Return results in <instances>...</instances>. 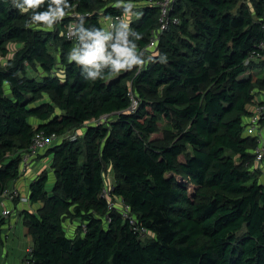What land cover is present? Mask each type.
I'll use <instances>...</instances> for the list:
<instances>
[{
    "label": "trees",
    "instance_id": "trees-1",
    "mask_svg": "<svg viewBox=\"0 0 264 264\" xmlns=\"http://www.w3.org/2000/svg\"><path fill=\"white\" fill-rule=\"evenodd\" d=\"M163 1L134 0L140 15L130 26L142 39H129L145 64L89 82L66 59L77 41L67 31L81 20L105 27L103 18L122 15L116 0H68L52 28L26 27L28 14L0 0V58L18 45L0 65V196L21 177V155L37 133L85 130L47 151L54 183L44 172L30 186V202L43 207L20 214L33 238L27 264H264V183L249 170L258 143L244 135L254 90L264 89V0H176L149 49ZM51 48L62 76L52 75ZM37 65L46 75L34 76ZM44 94L48 102H40ZM110 166L112 194L150 236L109 211ZM66 212L80 223L75 238L65 231Z\"/></svg>",
    "mask_w": 264,
    "mask_h": 264
},
{
    "label": "clouds",
    "instance_id": "clouds-1",
    "mask_svg": "<svg viewBox=\"0 0 264 264\" xmlns=\"http://www.w3.org/2000/svg\"><path fill=\"white\" fill-rule=\"evenodd\" d=\"M12 6L21 13H27L26 27L52 28L66 15L68 0H11ZM46 3L43 10H38ZM116 6L123 8L119 23H109L107 27L85 28L84 21L69 25V38L77 37L75 46L68 52L66 59L80 68L85 81L95 82L116 76L123 71L145 64L143 52H138V45L129 39H142V34L133 29L131 18L139 16L134 11V0H116ZM111 29V30H110ZM114 30V31H113ZM160 63H167L166 55H160Z\"/></svg>",
    "mask_w": 264,
    "mask_h": 264
},
{
    "label": "built area",
    "instance_id": "built-area-1",
    "mask_svg": "<svg viewBox=\"0 0 264 264\" xmlns=\"http://www.w3.org/2000/svg\"><path fill=\"white\" fill-rule=\"evenodd\" d=\"M176 0H165L161 3H158L157 5L161 8V31L158 32L155 37L152 39L149 49H154L158 42V37L161 34L162 30H165L168 28L170 20H169V14L172 10V7ZM121 16H116L111 19L103 18L104 26L107 27L109 23H119V18ZM174 23H177L178 20L175 19L173 21ZM74 24V23H71ZM111 30V29H110ZM114 31V30H113ZM69 32V28L67 31V37ZM77 38L75 35H73L72 38L69 39H75ZM264 47V46H263ZM131 106L128 109L129 113H135L139 108V100L136 98L134 94L131 93ZM110 117H104L102 118V122H108ZM244 135L245 137H250L256 139L258 146L257 149L254 151V155L256 157V163L259 164V169L264 174V106H262L259 103H253L249 107V116H247L244 119ZM81 136L80 132H74L71 134H68L66 136L58 137L56 135H50L46 136L44 133H37L33 139V143L30 146V148L22 153V165H21V174L22 169H25L29 165L32 164V162L35 161L36 158L42 153L45 152L46 149H50L54 145H58L62 143L63 140H72L76 141ZM257 169V167H255ZM106 181V180H105ZM113 193V186L110 188L107 185V182H105V188L103 191V197L107 199L109 211H118L120 215L128 220L132 226H135L136 229H138L142 237L149 236L150 233L147 232L145 229H139L136 224V218L132 215L130 206L126 205L122 198L115 196ZM16 201L17 204H16ZM29 205L31 204L30 198L28 196L22 195L18 189H15L13 187L5 188L2 195L0 196V219H10L14 215V208L11 207V205ZM15 207V206H14ZM112 220L109 217L108 222L110 223ZM32 253V247L27 249L26 252V258H31Z\"/></svg>",
    "mask_w": 264,
    "mask_h": 264
},
{
    "label": "crops",
    "instance_id": "crops-1",
    "mask_svg": "<svg viewBox=\"0 0 264 264\" xmlns=\"http://www.w3.org/2000/svg\"><path fill=\"white\" fill-rule=\"evenodd\" d=\"M36 124H38V121ZM47 162L48 164L50 163V168L46 166ZM44 172L49 174L51 178L50 183L53 184L55 176L51 167L50 157L32 162L29 173L27 172L23 177L14 182L11 187L18 189L22 195L30 198V186L32 182ZM11 207L15 209L13 210L14 215L7 220V223L0 231V247L3 248V252L0 251V264H26L25 256L27 248L31 243L32 236L30 235L29 229L24 226V221L20 214L23 210L36 212L38 209L42 208L43 205L42 203H31L29 205L15 204L11 205ZM19 260H21L20 263Z\"/></svg>",
    "mask_w": 264,
    "mask_h": 264
},
{
    "label": "rangeland",
    "instance_id": "rangeland-1",
    "mask_svg": "<svg viewBox=\"0 0 264 264\" xmlns=\"http://www.w3.org/2000/svg\"><path fill=\"white\" fill-rule=\"evenodd\" d=\"M241 1H243V0H241ZM244 2H248V0H244ZM248 3H250V2H248ZM250 5H251V3H250ZM135 11V10H134ZM134 17H136V16H134ZM74 24H76V23H74ZM17 48H18V45L17 44H14V43H12V44H10L9 45V50H10V52H9V54L6 56V57H4V58H0V65H4V64H6V62H7V60L8 59H10V58H12V57H14V54H15V52H16V50H17ZM50 51H51V53H53L54 54V56H55V58H56V61H57V66L55 67V69L52 71L53 73H52V75H60V76H62L61 74V67H62V65H61V58H60V54L58 53V52H56L54 49H50ZM30 71L34 74V76H37V77H41V76H43V75H46V72L43 70V68L41 67V66H39V65H37L36 67H31L30 68ZM49 101V97H48V95L47 94H44L43 95V97H42V99L40 100V102H48ZM254 103H259V104H261L262 106H264V89H259V88H257V89H255L254 90ZM37 119H35V118H32L31 119V123L32 124H34V125H36V123H37ZM78 132H80V134L81 135H83L84 133H85V130H83V129H79V131ZM49 150V148L48 149H46L45 150V152H42L39 156H38V158H36L35 160H42V159H44L45 157H47V151ZM42 165V164H41ZM49 165H50V163L48 164V162H47V165L46 166H48V168H50L49 167ZM30 166L31 165H29L28 167H26L25 169H22V174H21V177H23L27 172L29 173V171H30ZM43 166V165H42ZM41 166V167H42ZM255 167H257V169L260 171V172H262L260 169H259V164H257L256 163V161H255V163L253 162V166L249 169V170H252V169H254ZM20 177V178H21ZM19 178V179H20ZM260 179H261V181L264 183V174L262 173V176L260 177ZM105 180H106V182H107V185L111 188L115 183H116V174H115V171H114V169H113V167L111 166L110 168H108V169H106V172H105ZM36 209V208H35ZM63 218H64V227H65V231H66V233H67V235L69 236V237H71V238H75L76 236H77V234H78V232H79V221H77V220H75L73 217H72V215H71V213L70 212H66L65 214H64V216H63ZM150 236V235H149ZM33 246V238L31 239V243H30V245H29V247L27 248V249H29V248H31ZM0 251L1 252H3V248L2 247H0ZM5 251V250H4ZM26 257V256H25ZM26 260V259H25ZM21 262V260H19V263ZM26 262V261H25ZM1 264H5V263H1ZM26 264H27V262H26Z\"/></svg>",
    "mask_w": 264,
    "mask_h": 264
}]
</instances>
